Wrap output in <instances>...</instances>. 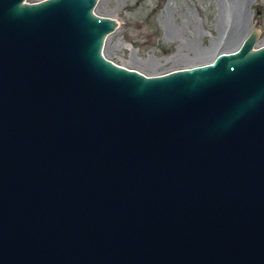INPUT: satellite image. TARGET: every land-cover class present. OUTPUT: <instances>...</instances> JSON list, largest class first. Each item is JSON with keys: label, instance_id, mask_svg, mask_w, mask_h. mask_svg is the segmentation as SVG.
<instances>
[{"label": "water", "instance_id": "obj_1", "mask_svg": "<svg viewBox=\"0 0 264 264\" xmlns=\"http://www.w3.org/2000/svg\"><path fill=\"white\" fill-rule=\"evenodd\" d=\"M97 0H0V264H264V42L145 74Z\"/></svg>", "mask_w": 264, "mask_h": 264}, {"label": "rangeland", "instance_id": "obj_2", "mask_svg": "<svg viewBox=\"0 0 264 264\" xmlns=\"http://www.w3.org/2000/svg\"><path fill=\"white\" fill-rule=\"evenodd\" d=\"M94 11L117 21L104 56L145 74L208 61L253 26L264 42V0H97Z\"/></svg>", "mask_w": 264, "mask_h": 264}, {"label": "bare ground", "instance_id": "obj_3", "mask_svg": "<svg viewBox=\"0 0 264 264\" xmlns=\"http://www.w3.org/2000/svg\"><path fill=\"white\" fill-rule=\"evenodd\" d=\"M171 31V30H170ZM241 41V40H240ZM239 44V43H238ZM104 45H105V40H104V44H103V47H104ZM228 49H232V48H221L220 50H218V52L219 51H225V50H228ZM102 53H103V50H102Z\"/></svg>", "mask_w": 264, "mask_h": 264}]
</instances>
